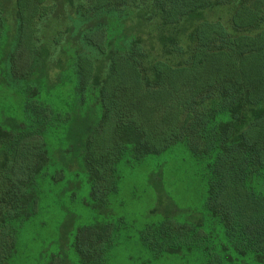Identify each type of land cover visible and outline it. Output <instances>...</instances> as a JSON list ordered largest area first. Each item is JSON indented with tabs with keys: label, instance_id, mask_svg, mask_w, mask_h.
I'll use <instances>...</instances> for the list:
<instances>
[{
	"label": "trees",
	"instance_id": "1",
	"mask_svg": "<svg viewBox=\"0 0 264 264\" xmlns=\"http://www.w3.org/2000/svg\"><path fill=\"white\" fill-rule=\"evenodd\" d=\"M13 1L15 40L5 70L11 82L25 78L35 61L45 66L50 47L43 29L56 11L47 0ZM65 2L88 24L79 32L82 44L71 63L76 90L84 97L93 89L99 107L81 147L86 205L104 212L117 191L125 155L139 160L183 145L206 162L204 208L210 218L236 252L264 264V0ZM222 8L228 11L226 20L208 18ZM133 17L153 26L156 56L139 36L118 44L109 40L112 18L124 25ZM61 45L59 33L51 47ZM29 106L41 139L52 112L37 100H29ZM11 140L0 126V264L12 260L16 224L37 210L36 176L46 163L38 155L32 169L17 166L2 148ZM114 227H78L72 248L79 264L108 263L118 233ZM205 234L199 224L165 217L142 230L140 241L157 259L184 246L205 247ZM207 255L206 264H227L218 254Z\"/></svg>",
	"mask_w": 264,
	"mask_h": 264
},
{
	"label": "rangeland",
	"instance_id": "2",
	"mask_svg": "<svg viewBox=\"0 0 264 264\" xmlns=\"http://www.w3.org/2000/svg\"><path fill=\"white\" fill-rule=\"evenodd\" d=\"M47 3L56 5V11L43 29V40L50 47L46 64L35 61L25 78L11 82L5 70L15 40L14 1L0 0V126L12 136L2 148L17 166L32 169L38 155L46 159L36 176L37 210L16 224V244L9 264H79L72 248L74 233L78 227L94 223H111L118 232L106 264H206L209 252L227 264H255L251 256H241L233 249L221 225L210 218L204 208L206 162L194 158L183 145L139 160L125 155L118 165L117 191L111 194L104 212L96 213L86 205L89 186L81 147L96 124L99 107L93 89L84 97L77 92L71 63L82 44L79 32L88 24L73 15L65 0ZM207 15L210 20L222 21L229 16L225 8ZM59 33L62 45L53 49L52 40ZM138 36L151 56H156L153 26L137 17L124 25L113 18L109 21L108 37L116 44ZM29 100L47 105L52 112L41 139L39 124L29 115ZM165 217L179 224L201 225L206 232L205 247L184 246L180 253L152 258L140 241V233ZM206 248L210 249L207 253Z\"/></svg>",
	"mask_w": 264,
	"mask_h": 264
}]
</instances>
